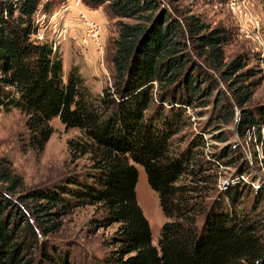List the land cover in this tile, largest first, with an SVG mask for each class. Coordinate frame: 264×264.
Returning a JSON list of instances; mask_svg holds the SVG:
<instances>
[{
  "label": "trees",
  "instance_id": "16d2710c",
  "mask_svg": "<svg viewBox=\"0 0 264 264\" xmlns=\"http://www.w3.org/2000/svg\"><path fill=\"white\" fill-rule=\"evenodd\" d=\"M67 1L0 0V105L25 114L27 144L37 151L53 132V116L78 127L68 147L90 163L64 182L25 188L10 160L0 157V264H72L44 238L84 204L101 211L93 218L98 227L116 224L108 264H264V216L255 199L239 206L243 181L219 189L213 160L202 154V134L185 146L175 140L188 123L187 107L209 104L210 125L238 118L239 134H260L264 106L251 104L259 80L250 57L227 60L225 30L175 5L182 0H81L91 8L104 4L117 17L112 82L92 95L75 68L64 79L54 41L37 36V11L49 15ZM217 138L224 141L225 132ZM233 148L214 156L233 164ZM135 162L167 217L158 246L137 201ZM236 168L243 173L247 161L239 159Z\"/></svg>",
  "mask_w": 264,
  "mask_h": 264
},
{
  "label": "rangeland",
  "instance_id": "374dc122",
  "mask_svg": "<svg viewBox=\"0 0 264 264\" xmlns=\"http://www.w3.org/2000/svg\"><path fill=\"white\" fill-rule=\"evenodd\" d=\"M229 1L182 0L183 5H179L177 1L175 5L180 8H189L192 12L200 14L211 25L221 26L225 30L227 39L224 50L227 60L240 53H245L250 57V64L255 66L256 78L259 80L254 89L251 104L260 103L264 106V60L260 58L264 51V0H245L249 10L260 19L262 43L253 41L240 33L238 16L231 10ZM58 7L59 4L54 6L51 14L54 15ZM78 9L96 18L104 26L105 46L101 56L95 54L91 46H86L81 41L82 24L81 22L75 23L77 20L71 21L69 18L72 14L69 11L65 12L64 18L59 19V14L55 15L52 21L45 18V24L51 22L52 25H47L42 31L47 38H50L54 35V26L59 22H66L67 25L64 27H68L67 32H63L56 43L62 57L63 77L66 79L69 71L75 68L84 78L91 94L96 95L112 82L113 65L110 54L112 39L117 33L115 23L117 17L112 16L104 4L96 8L81 5ZM41 14L37 11L36 17ZM221 87L226 89L223 82ZM225 92L229 94L228 90ZM187 112L189 114L188 123L177 133L176 142L185 146L195 134H202L204 139V145L201 146L202 154L213 160V166L218 174V188H224L225 185L235 184L242 180L243 185L240 189L242 197L239 206L249 208L252 203L254 204L255 199L257 202L255 210L260 216H264V195L255 190L264 189V129H261L260 134L257 129L255 131L251 129L252 131L241 135L237 132L235 125L238 118L228 124L210 125L212 118L210 104L204 107H187ZM235 113H238V108ZM25 117L19 108L12 106L6 109L0 105V157L4 156L10 160L14 170L22 176L25 188L64 182L69 176L86 171L90 164L86 155L74 156L68 147V140L81 133L78 127H66L58 115L53 116L49 120L53 132L44 148L37 151L27 144L28 129ZM223 131L226 136L224 141L217 138V135ZM229 145L234 147L230 151L233 164H228L226 159L214 156V152H219L222 147ZM229 157L230 155L227 158ZM239 159L248 163V169L243 173H239L236 168ZM135 166L138 170L135 185L137 201L149 220L152 243L158 246L161 228L167 217L160 206L158 193L148 182L144 166L136 162ZM100 212L92 204L74 207L63 217L61 227L44 238L45 246H55L61 254L69 255L72 264H108L106 257L113 247L109 240L116 224L98 227L93 222V218L97 217ZM202 219L200 217L199 223Z\"/></svg>",
  "mask_w": 264,
  "mask_h": 264
},
{
  "label": "built area",
  "instance_id": "2783aa9c",
  "mask_svg": "<svg viewBox=\"0 0 264 264\" xmlns=\"http://www.w3.org/2000/svg\"><path fill=\"white\" fill-rule=\"evenodd\" d=\"M229 3L231 10L238 16V27L240 33L245 37L252 39L253 41L262 43L260 19L249 10L245 0H230ZM81 5H83L81 0H68V2L63 7L54 13V15L51 14L47 16L45 13H42L39 17H36V22L39 25L37 36L39 38H45L46 36L42 30H44L47 25H52L51 22L50 24H45V18H48V20L52 21L54 16L57 14H59V19L64 18L65 12L69 11L72 14V17L69 19L71 21L77 20L75 23L78 24L81 22L82 24V34L80 36L81 41L86 46H91L95 54L101 56L105 46L104 26L96 18L90 17L84 11L78 9ZM75 9L77 10L75 11ZM58 24L53 28L54 35L50 36V39L54 41L55 45L60 36L63 35L62 33L67 32L68 28L67 26L64 27L67 25L66 22H59Z\"/></svg>",
  "mask_w": 264,
  "mask_h": 264
}]
</instances>
